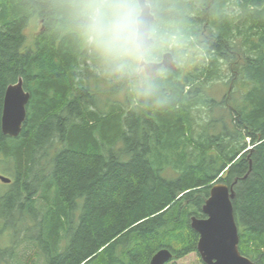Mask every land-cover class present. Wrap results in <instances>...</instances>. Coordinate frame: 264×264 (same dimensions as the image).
I'll return each instance as SVG.
<instances>
[{"label": "trees", "instance_id": "trees-1", "mask_svg": "<svg viewBox=\"0 0 264 264\" xmlns=\"http://www.w3.org/2000/svg\"><path fill=\"white\" fill-rule=\"evenodd\" d=\"M146 1L187 40L148 99L84 44L71 0H0V117L8 85L30 93L20 133L0 127V264L182 258L215 182L233 184L240 253L264 264V0Z\"/></svg>", "mask_w": 264, "mask_h": 264}, {"label": "clouds", "instance_id": "clouds-1", "mask_svg": "<svg viewBox=\"0 0 264 264\" xmlns=\"http://www.w3.org/2000/svg\"><path fill=\"white\" fill-rule=\"evenodd\" d=\"M71 15L84 44L115 77L127 80L136 97L158 93L161 54L181 55L187 47L181 30L165 25L145 0H71Z\"/></svg>", "mask_w": 264, "mask_h": 264}, {"label": "water", "instance_id": "water-1", "mask_svg": "<svg viewBox=\"0 0 264 264\" xmlns=\"http://www.w3.org/2000/svg\"><path fill=\"white\" fill-rule=\"evenodd\" d=\"M146 7L150 8L148 2ZM158 68L174 69L176 60L172 52H165ZM30 93L24 89L22 78L6 87L3 96L0 127L5 135L17 136L26 119ZM11 179L0 174V182L10 183ZM230 186L215 182L202 205L204 217H190V226L198 234L197 253L204 264H255L240 253L238 248V226L233 214L234 191ZM168 248L157 250L149 264H167L172 259Z\"/></svg>", "mask_w": 264, "mask_h": 264}, {"label": "rangeland", "instance_id": "rangeland-1", "mask_svg": "<svg viewBox=\"0 0 264 264\" xmlns=\"http://www.w3.org/2000/svg\"><path fill=\"white\" fill-rule=\"evenodd\" d=\"M39 30V23L36 20H32L26 27H25V35L27 37V41L33 40L34 35L37 33ZM184 63V58L182 56L181 60L178 61V66L183 65ZM177 65V64H176ZM226 91V86L223 84L217 83L214 85V89L212 88V94L217 98L220 99L223 94ZM7 240V238H6ZM167 264H204L202 260L200 259V256L198 255L197 252H191L187 254L186 256L179 258V259H172L169 261Z\"/></svg>", "mask_w": 264, "mask_h": 264}, {"label": "bare ground", "instance_id": "bare-ground-1", "mask_svg": "<svg viewBox=\"0 0 264 264\" xmlns=\"http://www.w3.org/2000/svg\"><path fill=\"white\" fill-rule=\"evenodd\" d=\"M40 13V12H39ZM80 71V70H79ZM78 109V108H77Z\"/></svg>", "mask_w": 264, "mask_h": 264}]
</instances>
